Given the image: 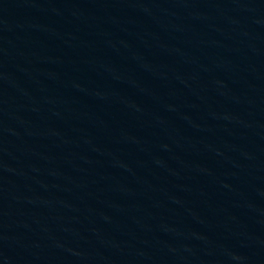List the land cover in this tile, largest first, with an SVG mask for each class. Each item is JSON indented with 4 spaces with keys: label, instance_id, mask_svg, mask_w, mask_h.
I'll return each instance as SVG.
<instances>
[{
    "label": "water",
    "instance_id": "water-1",
    "mask_svg": "<svg viewBox=\"0 0 264 264\" xmlns=\"http://www.w3.org/2000/svg\"><path fill=\"white\" fill-rule=\"evenodd\" d=\"M0 264H264V0H0Z\"/></svg>",
    "mask_w": 264,
    "mask_h": 264
}]
</instances>
